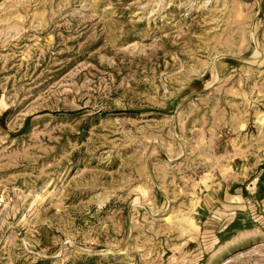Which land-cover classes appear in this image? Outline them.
<instances>
[{
    "label": "rangeland",
    "instance_id": "rangeland-1",
    "mask_svg": "<svg viewBox=\"0 0 264 264\" xmlns=\"http://www.w3.org/2000/svg\"><path fill=\"white\" fill-rule=\"evenodd\" d=\"M0 264H264V0H0Z\"/></svg>",
    "mask_w": 264,
    "mask_h": 264
}]
</instances>
